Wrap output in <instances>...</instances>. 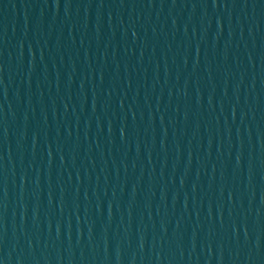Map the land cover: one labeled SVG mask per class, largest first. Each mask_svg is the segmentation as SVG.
Wrapping results in <instances>:
<instances>
[{
    "label": "water",
    "instance_id": "95a60500",
    "mask_svg": "<svg viewBox=\"0 0 264 264\" xmlns=\"http://www.w3.org/2000/svg\"><path fill=\"white\" fill-rule=\"evenodd\" d=\"M0 264H264V0H0Z\"/></svg>",
    "mask_w": 264,
    "mask_h": 264
}]
</instances>
